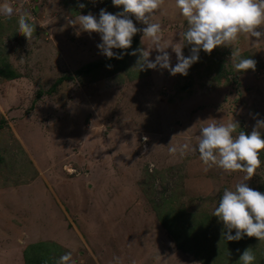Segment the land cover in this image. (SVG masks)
I'll use <instances>...</instances> for the list:
<instances>
[{
  "label": "rangeland",
  "instance_id": "374dc122",
  "mask_svg": "<svg viewBox=\"0 0 264 264\" xmlns=\"http://www.w3.org/2000/svg\"><path fill=\"white\" fill-rule=\"evenodd\" d=\"M4 4L14 12L0 14V65L7 62L19 76H0V264H25L24 248L42 240L71 253L68 264H205L196 249L178 247L159 213L171 205L184 210L188 228L209 216L207 231L217 236L224 226L213 213L223 191L241 182L261 191L264 150L261 167L246 181L244 172L206 169L196 149L209 124L235 121L238 135L264 121V37L241 35L211 54L201 49L186 76L172 75L138 67L140 54L132 52L147 50L153 62L160 53L148 37L142 43L147 25L132 16L138 43L125 54L113 49L123 57L116 63L78 73L108 58L98 47L100 34L81 30L79 16L98 20L101 9L117 14L122 6L112 0ZM20 15L33 26L30 38L18 31ZM152 22L161 25L165 46L187 43L181 39L187 21L175 0H163ZM191 48L183 47L185 57ZM248 58L254 69L234 68Z\"/></svg>",
  "mask_w": 264,
  "mask_h": 264
},
{
  "label": "clouds",
  "instance_id": "9594fccd",
  "mask_svg": "<svg viewBox=\"0 0 264 264\" xmlns=\"http://www.w3.org/2000/svg\"><path fill=\"white\" fill-rule=\"evenodd\" d=\"M116 7L123 11L112 14L106 9H101L99 19L92 15H80V29L91 33H99L102 43L98 45L108 58L121 59L113 49L127 50L131 48L133 37L141 31L133 20L145 25L143 28L142 43L148 37L153 49L160 54L155 61L149 60L150 52L137 49L132 55L140 54L138 67L143 70L156 69L157 66L169 70L172 75H187L192 64L199 60V52L211 54L217 46H232L241 35L264 37V32L259 31L264 26V0H175L176 7L187 21V31L181 34V39L186 40L185 45H191V55L185 57L183 47L165 46L162 43L161 25L152 22L155 12L160 9L163 0H112ZM83 8L85 5L80 4ZM14 9L8 4L0 6V14L7 17L13 15ZM73 24L76 23L74 20ZM18 31L30 38L33 26L28 18L20 15ZM172 47L177 56V64L173 67L170 54L166 51ZM143 61V63H141ZM256 61L248 58L234 63L237 71L243 72L254 69ZM238 123L209 124L201 129L198 143L199 158L207 168L219 167L224 172H244L245 180L249 181L261 167L260 152L264 150V136L259 129L264 128V121H258L250 134L244 131L236 133ZM188 145L181 147L180 155L185 154ZM175 154V147L169 148ZM213 216L218 217L223 223L222 237L227 241H239L247 237H255L264 241V193L252 189L246 182L238 183L234 190L225 189L219 200V205L214 209ZM233 230L235 235H233ZM239 251V250H238ZM71 253H66L59 258L57 264H68ZM256 256L251 248L246 249L240 256L242 264H254Z\"/></svg>",
  "mask_w": 264,
  "mask_h": 264
},
{
  "label": "trees",
  "instance_id": "16d2710c",
  "mask_svg": "<svg viewBox=\"0 0 264 264\" xmlns=\"http://www.w3.org/2000/svg\"><path fill=\"white\" fill-rule=\"evenodd\" d=\"M119 10H121V8ZM138 41L139 38L136 34L133 37L132 44L138 43ZM118 50L124 52L123 54L127 51L123 49ZM116 55L120 56L118 53H116ZM114 61L116 63L118 59L113 57L107 58L104 61L90 62L78 69L77 72L91 73ZM120 66L121 64L119 66L116 65V68ZM0 76L13 79L19 76V72L5 62L3 65H0ZM67 78L66 76L60 77L57 82L61 83ZM0 159H2V157ZM260 192L264 193V184ZM171 194V198L175 196H173V193ZM159 216L168 233L175 238L178 247L180 249L192 251L196 249L195 252L197 256L203 258L202 260L205 264H242L240 256L249 248H251V251L256 256L254 264H264V241H260L258 238L247 237L245 235L244 238L239 241H227L222 237V231L217 236H209V232L207 231L209 229V216L200 217L195 220L196 223L194 226L188 228L181 221L184 218V210H177L175 206L172 205L169 209L167 208L162 213H159ZM232 234L235 235L234 230ZM212 237H215V239L218 238V241L212 243L210 248L204 247L207 242L209 243L212 240ZM203 240H206L204 245L201 243ZM53 246H56L57 249H53ZM64 252L66 253V250L63 246L55 241L42 240L28 244L24 248L23 256L25 264H57L60 255Z\"/></svg>",
  "mask_w": 264,
  "mask_h": 264
}]
</instances>
